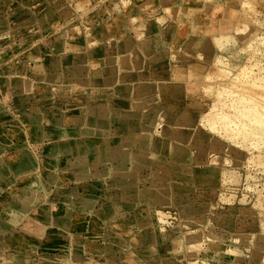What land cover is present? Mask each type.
I'll use <instances>...</instances> for the list:
<instances>
[{
    "label": "rangeland",
    "instance_id": "374dc122",
    "mask_svg": "<svg viewBox=\"0 0 264 264\" xmlns=\"http://www.w3.org/2000/svg\"><path fill=\"white\" fill-rule=\"evenodd\" d=\"M165 1L0 0V264H264V0Z\"/></svg>",
    "mask_w": 264,
    "mask_h": 264
},
{
    "label": "bare ground",
    "instance_id": "6f19581e",
    "mask_svg": "<svg viewBox=\"0 0 264 264\" xmlns=\"http://www.w3.org/2000/svg\"><path fill=\"white\" fill-rule=\"evenodd\" d=\"M165 1V0H164ZM166 2V1H165ZM164 2V3H165ZM247 2V1H246ZM167 3V2H166ZM166 3H165V5H166ZM242 3H243V1H242ZM252 3V2H251ZM248 4L250 5V3H249V1H248ZM164 5V7H166ZM242 5V4H241ZM254 5V4H253ZM169 4L167 5V8H169ZM207 6H208V4H207ZM211 6V5H210ZM166 8V10H169V9H171V8H169V9H167ZM177 8V7H176ZM212 8V7H211ZM249 9V8H248ZM246 10V9H245ZM244 13V12H243ZM248 15V14H247ZM255 15V14H254ZM162 24V22L160 23V25ZM193 25V24H192ZM209 25V24H208ZM95 26V25H94ZM194 27V26H193ZM192 27V28H193ZM165 28V27H164ZM164 28L162 27V28H159L160 30H164ZM94 29V28H93ZM166 29V28H165ZM201 29V28H200ZM193 30V29H192ZM194 30H198V29H194ZM198 32V31H197ZM96 35H99L97 38H99L100 39V36L102 35V34H99V33H96ZM96 35H95V37H96ZM193 38V37H192ZM216 38V37H215ZM215 38H212V39H214L215 40ZM177 39V38H176ZM211 39V40H212ZM97 40V39H96ZM210 39L209 40H207L206 38H203V39H201V38H199L198 40H195L194 39V44H191V47H189L188 45V49L190 50L189 51V53H191V54H195V55H197L198 54V52H200V51H202V50H204L205 52H204V54L205 53H207V54H209V56L210 55H212V53L215 51V47L212 45V41H211ZM218 40V39H217ZM192 41V40H191ZM94 42H95V40H94ZM124 42H126V43H124L125 45H127V46H123V47H121L120 46V51H121V53H127V52H130V51H132V49H133V46H131V44H130V42H131V40L130 39H128V40H126V41H124ZM212 42V43H211ZM130 44V45H128V44ZM191 43V42H190ZM189 43V44H190ZM219 43V42H218ZM221 43V42H220ZM123 44V45H124ZM185 44H187V43H185ZM184 44V45H185ZM217 44V43H216ZM248 45V44H247ZM77 46H78V44H77ZM130 46V47H129ZM186 46V45H185ZM186 46V47H187ZM245 46H246V44H245ZM78 47H82L83 48V46L81 45V46H78ZM82 48H81V50H82ZM209 51V52H208ZM74 52H75V54L74 55H76V56H82L81 54H83V55H86L85 53H81L79 50H78V48L77 47H75V50H74ZM200 54V53H199ZM153 55V54H152ZM213 55H215V54H213ZM216 56V55H215ZM153 58H157V56L156 55H153L152 56ZM213 57V56H212ZM80 58V57H79ZM84 58V57H83ZM143 58V57H142ZM66 59H68L69 60V57L68 58H66ZM72 59H74L73 57H72ZM81 59H82V57H81ZM130 59H132V58H130ZM210 59H211V57H210ZM70 60H71V57H70ZM74 60H77V59H74ZM129 60V59H128ZM134 60V59H133ZM129 60L128 62H129V65H132V67H135V68H137V70H139L140 69V67L142 66L141 65V63H142V60L140 59V60ZM211 60H213V59H211ZM73 61V60H72ZM79 61V60H78ZM218 61H220V60H218ZM71 62V61H70ZM79 62H81V61H79ZM83 62V61H82ZM86 62V61H85ZM66 63H67V61H66ZM72 63V62H71ZM82 66V65H81ZM119 66H117L116 64H114V65H112L111 67H108V69H106V71L107 72H112V71H115L117 68H118ZM199 67H202V66H199ZM82 68H83V66H82ZM85 68V67H84ZM206 71V70H205ZM208 72V71H207ZM207 72H204V74L205 73H207ZM38 75H40V76H45V73L43 72V70L42 69H40V71L38 72ZM53 77V76H52ZM247 97V96H246ZM250 98L253 100V104L255 105V106H257L258 107V110H259V107H261V109L264 111V95H253V94H250ZM252 107H253V105H252ZM100 108L101 107H96L95 108V110H94V116L90 119V124L92 125V126H102V127H104V126H106V124H108V116H107V114L106 113H102L101 111H100ZM247 108V107H246ZM248 109V108H247ZM248 110H251L252 111V108L251 109H248ZM255 110H256V108H255ZM261 110V111H262ZM246 111V113H248L247 112V110H245ZM250 111V112H251ZM257 111V110H256ZM256 111H255V114H256ZM260 111V112H261ZM253 112V111H252ZM259 114H261V113H259ZM259 114H257V116L259 115ZM248 116V118H250V116L251 115H253V114H251L250 113V116H249V114H247ZM242 116V115H241ZM141 117V116H140ZM255 117H256V115H255ZM243 118V117H242ZM247 118V119H248ZM252 118H253V116H252ZM258 118H259V116H258ZM257 118V119H258ZM260 118H262L261 117V115H260ZM245 119V118H244ZM247 119H245V120H247ZM139 120H141V119H139ZM150 120H153V118H150ZM149 120V121H150ZM232 120V119H231ZM253 120H255V118L253 119ZM253 120H248V122H250V121H253ZM261 120H263V119H261ZM138 121V120H137ZM143 121V120H142ZM142 121L140 122H138V123H136V121H135V125H132V127L131 128H133V126H134V130L137 132V133H139V131L140 130H143L144 131V127L145 126H143L142 125ZM233 121H235V120H233ZM259 121H260V119H259ZM258 121V122H259ZM247 122V121H246ZM253 122H255V121H253ZM252 122V123H253ZM257 121H256V123H258ZM262 122V121H261ZM231 123V122H230ZM259 124V123H258ZM118 125V124H117ZM121 126H122V128L124 127V128H126V129H128L129 127H127L128 126V124L126 123V121H123V122H121V124H120ZM119 125V126H120ZM121 126L119 127V128H121ZM140 127H143V129H140ZM123 128V129H124ZM122 129V130H123ZM259 129V128H258ZM121 130V129H120ZM88 131V130H87ZM142 131V132H143ZM131 134H133V132H131ZM256 134V133H255ZM145 135V134H144ZM143 135V140H142V144L144 145V146H149L150 145V142H149V136H144ZM181 137L183 136V135H180ZM179 136V137H180ZM183 139H184V137H183ZM111 147V146H110ZM114 147H116V148H118V146H114ZM114 149V148H113ZM59 150V148H52V152H51V157H53L54 156V158L53 159H55V155L57 156L59 153L57 152ZM110 150H112V148H108V150L107 151H110ZM50 151V150H49ZM57 152V153H56ZM54 154V155H53ZM103 155H105V152H103V153H99L98 152V154H97V157H98V159H101V157L103 156ZM117 156H121L122 157V159H123V161H125V160H127L128 159V157H130V156H122L121 154H119V155H117ZM132 157V160H135L136 162V164H138L139 165V163H142L143 162V160H147V159H149L150 158V155H148V153H140L139 155H132L131 156ZM52 159V158H51ZM131 159V158H130ZM52 161H54V160H52ZM93 163V162H92ZM119 167V166H118ZM216 170V169H215ZM76 171H78V173L79 174H81V175H83V176H85V175H87L88 173H86V171H87V169H85V168H83V166H80V167H78L77 168V170ZM213 173H214V171H213ZM117 175H119V177H120V179H121V181H123L124 183H126V184H128L129 186L127 187V189H126V193L125 194H123V196H126L127 197V195L129 194V195H135L136 194V190H135V185H133V184H135V175H131V174H129V173H127V172H123V173H121V174H117ZM213 175V174H212ZM215 179V178H214ZM125 190V189H124ZM4 190H0V198H1V200H0V205H2L3 203H6L5 202V200H7V196H6V194H4V193H2ZM132 196V197H133ZM135 197V196H134ZM4 208V207H3ZM43 232V231H42ZM37 233V232H36ZM136 234V233H135ZM133 239H135V241L136 242H138V243H141L143 246H148L149 244H150V239H151V235H150V233H149V231H144V232H142L141 233V235L140 236H135V237H132ZM170 249H172V248H170ZM173 250V249H172ZM258 253V252H257ZM254 255V254H253ZM256 255V254H255ZM258 255V254H257ZM257 257V256H256ZM238 260V259H237ZM61 261V260H60ZM182 262V261H181ZM185 263V262H184Z\"/></svg>",
    "mask_w": 264,
    "mask_h": 264
},
{
    "label": "crops",
    "instance_id": "0c3cea01",
    "mask_svg": "<svg viewBox=\"0 0 264 264\" xmlns=\"http://www.w3.org/2000/svg\"><path fill=\"white\" fill-rule=\"evenodd\" d=\"M54 148H63V146H62V144L60 143L57 147H54ZM56 158V157H55ZM81 218V217H80ZM82 219V218H81ZM82 222H80L79 224H77V226L79 225V226H81V224H82V228H84L85 227V223H83V220H81Z\"/></svg>",
    "mask_w": 264,
    "mask_h": 264
}]
</instances>
